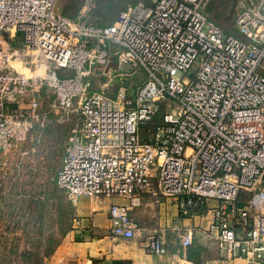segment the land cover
<instances>
[{"label":"built area","instance_id":"2783aa9c","mask_svg":"<svg viewBox=\"0 0 264 264\" xmlns=\"http://www.w3.org/2000/svg\"><path fill=\"white\" fill-rule=\"evenodd\" d=\"M209 1H139L99 26L88 21L95 0L75 19L57 0H0V157L76 112L56 172L72 203L131 199L108 211L111 233L131 239L135 195L174 198L182 217L206 221L177 226L183 250L201 234L225 264H264V0L237 14L241 36L208 17ZM112 55L147 73L133 99L88 91L85 77ZM42 87L54 97L46 111ZM158 115L144 140L141 125ZM150 240L167 252L161 236Z\"/></svg>","mask_w":264,"mask_h":264},{"label":"rangeland","instance_id":"374dc122","mask_svg":"<svg viewBox=\"0 0 264 264\" xmlns=\"http://www.w3.org/2000/svg\"><path fill=\"white\" fill-rule=\"evenodd\" d=\"M85 1L57 0L56 10L77 17ZM139 1L154 0H95L88 12V21L93 25L109 23L123 7ZM259 1L210 0L212 10L206 12L205 9V12L224 32L237 35V14L245 6ZM13 64L27 75L31 74L20 63ZM146 78L143 68L121 65L112 55L107 64L95 66L85 82L90 92L104 91L113 99L123 93L133 99ZM39 93L43 98L41 111H46L54 97L43 87ZM120 100L124 104V99ZM50 116L54 118L55 112L51 111ZM79 125L78 114L72 112L63 121L49 124L43 135L31 132L25 143L0 157V264H46V258H50L61 240L79 227L76 206L80 200L72 203L56 182V172L69 139ZM209 203L216 204L213 200ZM177 232V229L172 230L170 235L178 236Z\"/></svg>","mask_w":264,"mask_h":264},{"label":"crops","instance_id":"0c3cea01","mask_svg":"<svg viewBox=\"0 0 264 264\" xmlns=\"http://www.w3.org/2000/svg\"><path fill=\"white\" fill-rule=\"evenodd\" d=\"M71 18V17H70ZM76 17H72L75 19ZM236 35V34H235ZM237 36H241L238 32ZM49 128H47L48 130ZM46 130V132H47ZM131 199L113 197H82L76 206L79 215L78 228L71 236L64 237L56 246L46 264H225L219 259L215 245L208 242L201 234L195 236L191 247L200 246L202 252L187 259V249L183 250L178 236L170 235L177 226L192 225L195 222L202 227L203 218L194 220L179 214L177 199L160 197L155 199L148 194L133 197L132 216L141 229L134 238L125 239L111 233L109 208L113 203L129 204ZM208 218L211 212H208ZM157 231V232H155ZM161 236L167 247L163 255H156L150 247V235ZM238 262V260L236 261Z\"/></svg>","mask_w":264,"mask_h":264},{"label":"trees","instance_id":"16d2710c","mask_svg":"<svg viewBox=\"0 0 264 264\" xmlns=\"http://www.w3.org/2000/svg\"><path fill=\"white\" fill-rule=\"evenodd\" d=\"M212 2V1H211ZM211 2L209 1V3L207 4V7H206V12H211V10H212V5H211ZM126 7V6H125ZM125 7H123L122 9H124ZM121 9V10H122ZM120 10V11H121ZM119 11V12H120ZM61 13V12H60ZM62 14H64V15H66V16H68L69 18L71 17V19H72V17H74V16H70V15H68V14H66V13H62ZM119 14V13H118ZM118 16V15H117ZM212 19V18H211ZM213 20V19H212ZM112 21H114V19H112L109 23H106V24H100L99 26H104V25H108V24H110ZM214 21V20H213ZM216 22V21H215ZM217 23V22H216ZM218 24V23H217ZM219 25V24H218ZM220 26V25H219ZM221 27V26H220ZM222 28V27H221ZM224 31V30H223ZM225 34H233V33H227V32H224ZM235 35V34H234ZM237 36V35H236ZM161 119H162V117H161V115H158V116H155L154 118H153V120H151V121H149V122H147V123H144V124H142L141 125V136H142V138L144 139V140H147L148 139V136H149V133L154 129V127H155V125L157 124V123H159V122H161ZM48 128V127H47ZM47 128H46V130H47ZM46 130H45V132H46ZM193 245V244H192ZM191 245V246H192ZM191 246H189L188 247V249H187V259H190V260H193L194 258V256H195V258H196V255L198 254H200V252H202V248L200 247V246H196V247H191ZM196 261V260H195ZM195 261L193 260V262L195 263Z\"/></svg>","mask_w":264,"mask_h":264}]
</instances>
